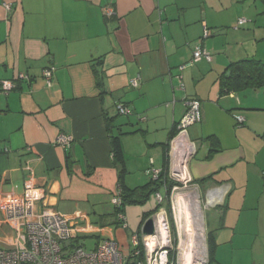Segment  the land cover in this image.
<instances>
[{
    "label": "crops",
    "instance_id": "obj_1",
    "mask_svg": "<svg viewBox=\"0 0 264 264\" xmlns=\"http://www.w3.org/2000/svg\"><path fill=\"white\" fill-rule=\"evenodd\" d=\"M235 2L0 0V81L13 83L8 91L0 87V148H8L0 153V194L18 197L28 185L39 187L42 207L72 217L78 240L94 237L92 248L102 238L118 242L111 135L122 147L124 184L143 185L151 165L166 166L184 100L196 98L201 120L188 127L196 145L189 172L198 185L203 252L217 259L227 243L222 251L229 256L264 264V87L225 92L219 80L233 61L264 59L256 49L264 22ZM205 27L209 34L201 38ZM196 45L211 60L180 69ZM48 67L49 86L42 75ZM118 102L131 113L119 115ZM60 133L72 136L69 146L56 142ZM159 191L165 195L163 185ZM14 236L0 212V247Z\"/></svg>",
    "mask_w": 264,
    "mask_h": 264
},
{
    "label": "built area",
    "instance_id": "obj_2",
    "mask_svg": "<svg viewBox=\"0 0 264 264\" xmlns=\"http://www.w3.org/2000/svg\"><path fill=\"white\" fill-rule=\"evenodd\" d=\"M105 13L110 14L111 9L105 8ZM243 22V18L238 20V24ZM208 34L205 27L201 38H206ZM202 58L210 61L212 56L196 45L189 62L179 68L183 69ZM53 71L54 67L42 71L47 86L51 84ZM130 85L136 86L137 78H132ZM0 87L8 91L13 83L2 80ZM184 106L168 143L166 166L151 165L147 171L151 180L166 177L172 183L171 188L167 196L160 191L155 192L159 208L148 217L153 219L154 232L143 234L144 221L139 232L131 233L128 238L131 247L128 255L119 250L118 242L112 237L100 239L92 249L84 248L77 239L81 229L73 218L42 207L41 189L28 185L18 197L0 194V212L15 231L11 245L0 247V264H199L202 233L198 223V185L189 172V162L196 152V145L189 138L188 127L201 120V102L196 98H186ZM115 109L119 115L131 113L123 102L116 103ZM234 119L239 125L244 121L240 115H234ZM71 141L70 134L60 133L56 138L62 147L69 146ZM7 151L8 148H0V153ZM165 200L168 201V209L163 206ZM110 201L118 225L126 229L128 225L119 189ZM206 203L209 204V200ZM66 241L69 244L66 245Z\"/></svg>",
    "mask_w": 264,
    "mask_h": 264
},
{
    "label": "trees",
    "instance_id": "obj_3",
    "mask_svg": "<svg viewBox=\"0 0 264 264\" xmlns=\"http://www.w3.org/2000/svg\"><path fill=\"white\" fill-rule=\"evenodd\" d=\"M264 5V0H260ZM228 73V74H227ZM219 80L223 87V91H243L250 88H263L264 87V61L256 57L242 58L229 63L224 69L223 73L220 74ZM107 129L111 131V122L114 117L107 118ZM174 131L171 134H174ZM111 143L113 148V160L115 165L118 167V185L121 198L122 206L124 210V205L127 202H144L150 195H154L155 192L159 191L163 185L165 189V195L167 196L171 188L172 183L166 180V177H161L158 180H149L147 183L135 186L127 187L123 182V177L125 175L126 169L124 167V157L122 147L117 136L111 135ZM168 205V201L165 203ZM159 204L156 203V207L145 211L142 213L141 224L151 216L157 209ZM214 260L211 255L207 257V264H211Z\"/></svg>",
    "mask_w": 264,
    "mask_h": 264
},
{
    "label": "rangeland",
    "instance_id": "obj_4",
    "mask_svg": "<svg viewBox=\"0 0 264 264\" xmlns=\"http://www.w3.org/2000/svg\"><path fill=\"white\" fill-rule=\"evenodd\" d=\"M236 7L238 11H241V13H247V16H251L252 18L259 17V21L264 22V5L260 0H235ZM252 24V21L247 23L249 26H244V28L250 27ZM263 32V29H262ZM257 52L261 53L264 52V40H259L258 44L256 46ZM257 58V57H256ZM264 61V59H262ZM121 116H118L120 118ZM129 174H125L126 182H128ZM134 182V181H133ZM162 193V192H161ZM163 194V193H162ZM156 205V200L153 195H150L144 202L142 203H136V202H127L126 203V209L124 210V214L126 216L127 225L128 228L123 229L122 228V235L120 238H118V247L119 250L125 254L128 255L130 253V245L128 244V238L131 233L139 232L141 227V214L143 211L151 210ZM109 224V223H108ZM112 227H114V224H111ZM96 239L94 237H86L83 239H80L79 242H83L85 248L87 250L92 249L94 246ZM201 250L204 249V240L201 238ZM222 248L219 250L221 253V256H219L217 259H214L211 264H255V262L258 259H253L254 257H231L229 256V252L222 251L224 249V246H227V243H221L220 244ZM246 254L244 250L242 251V254ZM199 260V264H207V256L203 253H201Z\"/></svg>",
    "mask_w": 264,
    "mask_h": 264
},
{
    "label": "water",
    "instance_id": "obj_5",
    "mask_svg": "<svg viewBox=\"0 0 264 264\" xmlns=\"http://www.w3.org/2000/svg\"><path fill=\"white\" fill-rule=\"evenodd\" d=\"M228 74V73H227ZM142 232L145 235L152 234L154 232V223L152 218H147L143 224ZM66 245L69 244V241H66ZM66 253V252H64Z\"/></svg>",
    "mask_w": 264,
    "mask_h": 264
},
{
    "label": "bare ground",
    "instance_id": "obj_6",
    "mask_svg": "<svg viewBox=\"0 0 264 264\" xmlns=\"http://www.w3.org/2000/svg\"><path fill=\"white\" fill-rule=\"evenodd\" d=\"M210 202V201H209ZM201 252L203 253V251L201 250Z\"/></svg>",
    "mask_w": 264,
    "mask_h": 264
}]
</instances>
